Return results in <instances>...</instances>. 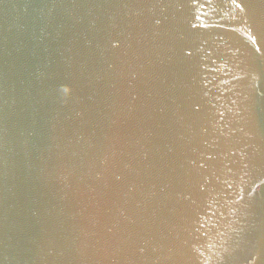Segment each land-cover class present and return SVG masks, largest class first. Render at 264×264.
Segmentation results:
<instances>
[{
    "label": "water",
    "instance_id": "water-1",
    "mask_svg": "<svg viewBox=\"0 0 264 264\" xmlns=\"http://www.w3.org/2000/svg\"><path fill=\"white\" fill-rule=\"evenodd\" d=\"M0 264H264V0H0Z\"/></svg>",
    "mask_w": 264,
    "mask_h": 264
}]
</instances>
